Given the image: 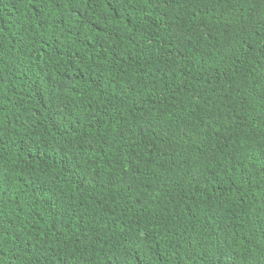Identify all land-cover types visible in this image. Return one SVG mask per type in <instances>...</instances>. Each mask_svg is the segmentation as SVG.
I'll return each instance as SVG.
<instances>
[{"label": "trees", "instance_id": "16d2710c", "mask_svg": "<svg viewBox=\"0 0 264 264\" xmlns=\"http://www.w3.org/2000/svg\"><path fill=\"white\" fill-rule=\"evenodd\" d=\"M0 264H264V0H0Z\"/></svg>", "mask_w": 264, "mask_h": 264}]
</instances>
